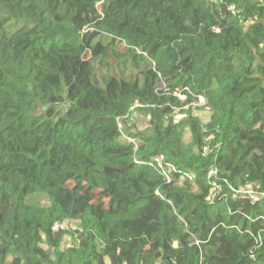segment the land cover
<instances>
[{"label": "trees", "instance_id": "obj_1", "mask_svg": "<svg viewBox=\"0 0 264 264\" xmlns=\"http://www.w3.org/2000/svg\"><path fill=\"white\" fill-rule=\"evenodd\" d=\"M0 264H264V0H0Z\"/></svg>", "mask_w": 264, "mask_h": 264}, {"label": "rangeland", "instance_id": "obj_2", "mask_svg": "<svg viewBox=\"0 0 264 264\" xmlns=\"http://www.w3.org/2000/svg\"><path fill=\"white\" fill-rule=\"evenodd\" d=\"M196 113H199L201 116H202V119H204V117H207L208 116V111L206 110V109H201V110H197V112ZM134 117H136V118H138V119H141L142 117H140V116H138V115H136L135 114V116ZM206 119V118H205ZM136 123V127L137 128H143V127H145V122H143V121H141L140 122V124L139 123H137V122H135ZM188 136H186V138H187ZM37 199H40L41 201H42V203L43 204H47V201L46 200H42V198L41 197H37Z\"/></svg>", "mask_w": 264, "mask_h": 264}, {"label": "built area", "instance_id": "obj_3", "mask_svg": "<svg viewBox=\"0 0 264 264\" xmlns=\"http://www.w3.org/2000/svg\"><path fill=\"white\" fill-rule=\"evenodd\" d=\"M205 104H206V100L201 95L198 96V100L197 101H194V102L190 103L191 106H204ZM214 175H215V172L213 170H210L209 177H212ZM211 184L213 186H215V187L217 186L215 181H211Z\"/></svg>", "mask_w": 264, "mask_h": 264}]
</instances>
